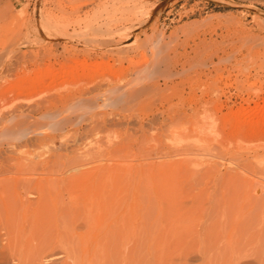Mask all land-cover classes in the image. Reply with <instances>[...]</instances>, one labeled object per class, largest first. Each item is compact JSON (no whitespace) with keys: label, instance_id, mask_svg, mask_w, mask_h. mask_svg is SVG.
<instances>
[{"label":"rangeland","instance_id":"obj_1","mask_svg":"<svg viewBox=\"0 0 264 264\" xmlns=\"http://www.w3.org/2000/svg\"><path fill=\"white\" fill-rule=\"evenodd\" d=\"M235 179L264 182V0H0V209L39 180L138 210L26 263L264 264Z\"/></svg>","mask_w":264,"mask_h":264},{"label":"bare ground","instance_id":"obj_2","mask_svg":"<svg viewBox=\"0 0 264 264\" xmlns=\"http://www.w3.org/2000/svg\"><path fill=\"white\" fill-rule=\"evenodd\" d=\"M207 112L208 110L201 109L197 113L196 122L201 123L204 121ZM70 181L72 180H68L66 183L68 186H70ZM260 181L235 179L230 183L233 184L232 186H237L238 188L235 189L242 191L245 196H257L258 198L260 194L264 193V182ZM24 182L28 184V181ZM54 185L56 183L48 184L44 181H33L32 188H30L31 192L28 191L29 193L25 196L18 195L14 197L15 207L6 206V201L2 204L0 209V237L4 240L5 258L7 260L8 258L9 261L15 259L17 264H28L25 261L28 259L29 252L39 250L45 242L49 241L57 243L56 246L52 245L53 248H57L58 242L62 240L63 232L71 234L76 242L87 244L98 232L104 233L111 231L113 228L121 227L127 219L133 224L137 219L136 211L138 210H133L134 208L131 213H128L130 214L129 218H127L128 214L126 215V213L120 211L121 209L114 212L111 207L112 198L104 197L100 191L92 192L91 195L88 194L82 201L71 198V205L63 206L61 200L56 197L57 195L50 196L49 193H46V187L50 188ZM68 192L70 191L68 190ZM260 203H264V201ZM40 254L42 256V253ZM1 257L4 258L3 255ZM46 258L48 260L50 257Z\"/></svg>","mask_w":264,"mask_h":264}]
</instances>
